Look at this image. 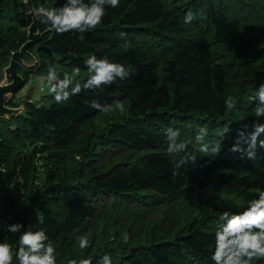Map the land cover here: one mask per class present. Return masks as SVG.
Instances as JSON below:
<instances>
[{
  "label": "trees",
  "instance_id": "trees-1",
  "mask_svg": "<svg viewBox=\"0 0 264 264\" xmlns=\"http://www.w3.org/2000/svg\"><path fill=\"white\" fill-rule=\"evenodd\" d=\"M189 10L194 19L185 24ZM0 18L1 82L12 53L28 40L32 18L24 0H0ZM38 45L51 52L31 47L38 64L18 67L26 83L50 65L61 79L74 68L87 70L90 54L132 73L59 105L48 94L40 103L14 95L9 105L25 108L0 118V218L22 223L21 231L44 228L57 264H97L105 255L111 264H214L221 214L242 211L264 190V133L255 159L231 150L239 131H252L244 125L256 119L252 97L264 83V0H120L117 8L106 6L97 28L60 35L52 29ZM228 96L236 100L234 111L226 110ZM93 99L120 100L125 110L98 112L85 103ZM169 127L187 144L174 158L165 151ZM202 127L207 154L195 140ZM192 153L196 164L173 175V159ZM83 233L91 246L80 249L76 238ZM18 236L0 231L13 249Z\"/></svg>",
  "mask_w": 264,
  "mask_h": 264
},
{
  "label": "clouds",
  "instance_id": "clouds-1",
  "mask_svg": "<svg viewBox=\"0 0 264 264\" xmlns=\"http://www.w3.org/2000/svg\"><path fill=\"white\" fill-rule=\"evenodd\" d=\"M120 0H64L60 7L39 6L32 11L41 24L50 25L51 29L60 35L68 32L84 33L95 29L102 23L105 16L106 6L117 8ZM194 14L189 10L184 16V23H191ZM121 36L127 33L121 32ZM87 77L80 80V69L74 68L72 74L64 73L60 78L55 65H50L47 74L43 77L46 80L48 94L52 95L55 102L63 104L71 97L79 95L82 91H97L104 86H110L118 79L123 81L130 77L132 69L130 66L113 62L108 57L98 58L95 54H90L85 60ZM255 116L250 124H245L244 128H251V132L239 131L237 141L232 147V151H243L249 159L256 158V149L259 136L264 133V83L256 89L255 96ZM88 107L98 112L107 113L113 110L123 112L124 103L114 100L112 104H101L97 100L85 102ZM226 110H236V100L233 96H228L225 101ZM207 135L206 128H200L195 140L199 146V152L207 154L208 145L204 143ZM179 130L169 127L166 130L167 147L166 153L170 157H176L187 149V144L178 142ZM241 144H246L242 148ZM259 147L264 148V140H259ZM218 152L219 149L213 148ZM197 156L195 153L185 155L178 161L173 159L174 171L182 165L192 163L195 165ZM221 223L214 233V249L210 259L214 264H251L254 258H264V190L256 193L253 199L247 201L246 206L239 212H224L219 217ZM24 228L22 223H11L6 229L0 225V231L6 230L12 234L19 233L17 247L13 249L8 240L0 241V264H13L15 258L18 264H57V255L54 243L49 239L47 232L42 227L33 230L32 227L21 231ZM80 249L91 246L88 235L83 233L76 238ZM128 237H124L127 243ZM70 264H77L76 260ZM79 264H92L89 259H83ZM97 264H111V259L105 255Z\"/></svg>",
  "mask_w": 264,
  "mask_h": 264
},
{
  "label": "water",
  "instance_id": "water-1",
  "mask_svg": "<svg viewBox=\"0 0 264 264\" xmlns=\"http://www.w3.org/2000/svg\"><path fill=\"white\" fill-rule=\"evenodd\" d=\"M25 6L28 9V14L32 21L28 27V40L18 49L12 53L10 61L4 67V78L0 82V118H9L15 114H23L24 106L12 107L9 105L20 91L25 87L26 80L19 72V64L22 63L27 68H34L38 64V55L32 51L31 47L36 46V50L50 53V49L45 45H38L41 38L51 29L50 25L41 24L35 17L33 9L36 8L34 0H24ZM38 45V46H37ZM26 96L27 100H31L30 93Z\"/></svg>",
  "mask_w": 264,
  "mask_h": 264
},
{
  "label": "rangeland",
  "instance_id": "rangeland-1",
  "mask_svg": "<svg viewBox=\"0 0 264 264\" xmlns=\"http://www.w3.org/2000/svg\"><path fill=\"white\" fill-rule=\"evenodd\" d=\"M35 1V0H34ZM25 3V1H24ZM47 7V6H46ZM5 24V21L0 18V25ZM38 60H39V56H38ZM60 66V64H57ZM61 68L65 69V71L69 70L70 68L68 66H60ZM28 69H34V68H28ZM73 72V70H71V73ZM3 74H4V69H3ZM21 74V73H20ZM87 74V70H80L79 76L83 77ZM23 75V74H22ZM24 76V75H23ZM41 76H46V73H37L34 72L31 76H30V80H31V84L30 86H26L20 91V93H18V95H16V100L19 101L21 103V101H23L24 99H26V96L29 94L30 89L32 90V92L30 93L31 96V100H34L36 102L40 103V98L42 100V98H44V96L46 94H48V89H47V85H46V80H44ZM78 76V77H79ZM77 77V78H78ZM4 78V76H3ZM25 78V77H24ZM29 80V81H30ZM28 81V82H29ZM42 87H44V89H42ZM49 95V94H48ZM51 96V95H49ZM47 98V97H46ZM53 100V98H47V104H50L51 101ZM100 121V120H99ZM98 121V122H99ZM102 122V121H101ZM17 195V193H15ZM252 198V197H251ZM250 198V199H251ZM0 225L3 226L4 229H6V226L8 225V221L0 218Z\"/></svg>",
  "mask_w": 264,
  "mask_h": 264
},
{
  "label": "built area",
  "instance_id": "built-area-1",
  "mask_svg": "<svg viewBox=\"0 0 264 264\" xmlns=\"http://www.w3.org/2000/svg\"><path fill=\"white\" fill-rule=\"evenodd\" d=\"M42 78L45 77V76H41ZM31 84V80L29 82H27V86H30ZM42 89H44V87H42Z\"/></svg>",
  "mask_w": 264,
  "mask_h": 264
}]
</instances>
